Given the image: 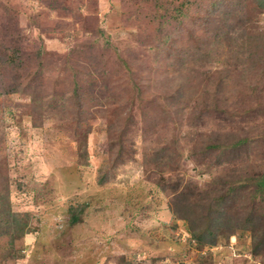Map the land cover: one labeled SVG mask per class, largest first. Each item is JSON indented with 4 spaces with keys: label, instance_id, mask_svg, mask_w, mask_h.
Returning <instances> with one entry per match:
<instances>
[{
    "label": "rangeland",
    "instance_id": "rangeland-1",
    "mask_svg": "<svg viewBox=\"0 0 264 264\" xmlns=\"http://www.w3.org/2000/svg\"><path fill=\"white\" fill-rule=\"evenodd\" d=\"M221 2L0 0V264H264V0Z\"/></svg>",
    "mask_w": 264,
    "mask_h": 264
},
{
    "label": "trees",
    "instance_id": "trees-1",
    "mask_svg": "<svg viewBox=\"0 0 264 264\" xmlns=\"http://www.w3.org/2000/svg\"><path fill=\"white\" fill-rule=\"evenodd\" d=\"M225 0H223V2H224ZM223 2H221V3H223ZM220 4V3H219ZM218 4V5H219ZM223 9V7L221 8V10ZM226 11V10H225ZM228 12H230L229 10H227ZM228 15V14H227ZM216 32V30H214V33ZM216 35H219L218 33H215ZM211 35H213V30H211L210 31V33H209V37L211 36ZM260 183H262V185H264V176H263V178H262V182L260 181ZM82 211H84V210H82L80 207H77V208H72L71 209V212H70V215H71V222L72 223H76V221H77V218H78V221H79V219H80V217H81V212ZM0 226H2L1 224H0ZM9 227V225H5V227Z\"/></svg>",
    "mask_w": 264,
    "mask_h": 264
}]
</instances>
